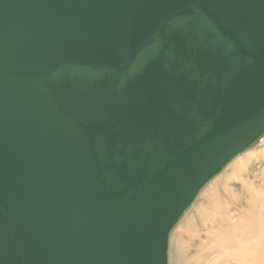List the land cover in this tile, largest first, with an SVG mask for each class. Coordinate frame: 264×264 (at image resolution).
I'll return each instance as SVG.
<instances>
[{"label":"water","instance_id":"obj_1","mask_svg":"<svg viewBox=\"0 0 264 264\" xmlns=\"http://www.w3.org/2000/svg\"><path fill=\"white\" fill-rule=\"evenodd\" d=\"M263 134L264 0H0V264H167Z\"/></svg>","mask_w":264,"mask_h":264},{"label":"rangeland","instance_id":"obj_2","mask_svg":"<svg viewBox=\"0 0 264 264\" xmlns=\"http://www.w3.org/2000/svg\"><path fill=\"white\" fill-rule=\"evenodd\" d=\"M233 165L237 166V169H241L240 176L233 175L235 173L234 169H232ZM224 183L227 184V191L234 196V201L236 200V203L228 209L229 212L234 213L232 219H235L245 209L248 201L245 186L249 184L255 188H264V135L226 164L203 187L189 208L181 215L169 236V264H207L217 258L216 255L208 257L199 255L198 250L204 243V235L206 233L201 223H204L208 229L210 224L208 219L213 215L210 210H206L201 214H199V211L205 205H208L206 204L208 200L206 193L213 187L214 190L212 189L213 191L208 197L218 194V197L220 196L218 200L220 206H225V200L229 195L221 189ZM189 227L191 230H189ZM188 234L192 238L190 242H186L185 239L189 236Z\"/></svg>","mask_w":264,"mask_h":264},{"label":"bare ground","instance_id":"obj_3","mask_svg":"<svg viewBox=\"0 0 264 264\" xmlns=\"http://www.w3.org/2000/svg\"><path fill=\"white\" fill-rule=\"evenodd\" d=\"M237 168L235 165L232 166V169L235 171L233 175L238 177L240 176L241 169ZM221 187L229 195V198L227 197L225 200V206H220L218 201L220 196L218 197V194L212 195L210 198L208 197L214 190L213 187V190L210 189L206 193L208 199L206 204L208 205H205L199 211V214H201L206 210H210L211 214H213L208 219L210 221L208 229L204 223H201L206 233L204 235V243L198 250L199 255L206 257L211 255L217 256V258L207 264H264V188L246 185L248 201L245 209L237 218L232 219L234 213L229 212L228 209L236 203V200L234 201L232 193L227 191V184L224 183ZM189 230H191L190 227ZM188 235L185 238L186 242L192 240L190 234ZM168 251L170 253V249L168 250L167 248V264H169Z\"/></svg>","mask_w":264,"mask_h":264}]
</instances>
